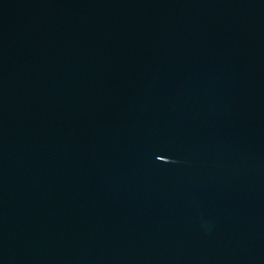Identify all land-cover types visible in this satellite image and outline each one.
<instances>
[{
	"label": "water",
	"instance_id": "1",
	"mask_svg": "<svg viewBox=\"0 0 264 264\" xmlns=\"http://www.w3.org/2000/svg\"><path fill=\"white\" fill-rule=\"evenodd\" d=\"M0 264H264V0H0Z\"/></svg>",
	"mask_w": 264,
	"mask_h": 264
}]
</instances>
